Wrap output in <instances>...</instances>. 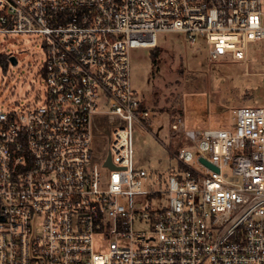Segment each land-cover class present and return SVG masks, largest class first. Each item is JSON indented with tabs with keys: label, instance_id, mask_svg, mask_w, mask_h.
Returning a JSON list of instances; mask_svg holds the SVG:
<instances>
[{
	"label": "built area",
	"instance_id": "built-area-1",
	"mask_svg": "<svg viewBox=\"0 0 264 264\" xmlns=\"http://www.w3.org/2000/svg\"><path fill=\"white\" fill-rule=\"evenodd\" d=\"M160 32L246 59L264 0H0V33H39L46 53L44 100L0 107V264H264V105L236 107L230 129L175 117V164L133 165L154 114L130 49Z\"/></svg>",
	"mask_w": 264,
	"mask_h": 264
},
{
	"label": "rangeland",
	"instance_id": "rangeland-1",
	"mask_svg": "<svg viewBox=\"0 0 264 264\" xmlns=\"http://www.w3.org/2000/svg\"><path fill=\"white\" fill-rule=\"evenodd\" d=\"M156 41L155 64L153 48L130 49L131 85L154 114L151 132L139 125L133 129V165L166 171L176 162L174 139L168 138L172 119L181 117L186 128L230 129L236 107L264 105V43L249 42L246 59L212 62L202 40L191 45L182 33L160 32ZM43 45L39 33H0V54L16 59H7L4 68L0 64V107L5 112L44 100ZM98 141L93 156L101 162L106 153Z\"/></svg>",
	"mask_w": 264,
	"mask_h": 264
},
{
	"label": "water",
	"instance_id": "water-1",
	"mask_svg": "<svg viewBox=\"0 0 264 264\" xmlns=\"http://www.w3.org/2000/svg\"><path fill=\"white\" fill-rule=\"evenodd\" d=\"M9 60L12 62V63H15L16 62V59L13 55H10L9 56ZM199 161H201L203 164H205L206 166H208L209 168L213 169V170H218L217 167L213 166L210 162L206 161L204 158L200 157L199 158ZM104 164L106 166H111V162H110V159L109 157L107 158V160L104 162Z\"/></svg>",
	"mask_w": 264,
	"mask_h": 264
},
{
	"label": "trees",
	"instance_id": "trees-1",
	"mask_svg": "<svg viewBox=\"0 0 264 264\" xmlns=\"http://www.w3.org/2000/svg\"><path fill=\"white\" fill-rule=\"evenodd\" d=\"M155 48H156V46L153 47V51L151 53V62H152V64H155V56H156V51H154ZM7 59H8V55L7 54H4V53L0 54V64H1V66L3 68L7 64Z\"/></svg>",
	"mask_w": 264,
	"mask_h": 264
}]
</instances>
